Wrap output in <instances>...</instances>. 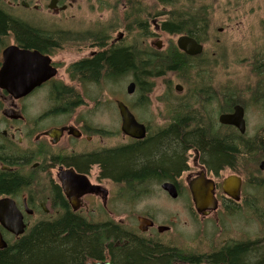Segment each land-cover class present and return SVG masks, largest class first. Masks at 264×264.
<instances>
[{
    "label": "flooded vegetation",
    "instance_id": "obj_1",
    "mask_svg": "<svg viewBox=\"0 0 264 264\" xmlns=\"http://www.w3.org/2000/svg\"><path fill=\"white\" fill-rule=\"evenodd\" d=\"M165 1L176 0H0V236L6 244L0 254L21 247L40 228H48L53 240L55 226L71 225L94 228L95 233H64L59 236L63 243L50 241L51 248H62L67 255L63 264H213L214 258L239 252L247 243L258 244L257 255L263 253V178H257L254 198H247L240 177V200L235 201L222 187L225 169L211 168L204 152L193 148L182 168L119 180V153L139 152L150 128L145 125L144 140L126 136L119 100H114L116 110L109 118L105 108L103 123L98 98L102 92H94L120 78L106 69L95 77L86 63L102 54L116 59L120 52L137 50L139 58L147 59L151 49L162 56L177 49L186 65L198 64L206 43L163 30L171 14L162 5ZM151 3L158 12L152 11ZM151 27L158 36L154 38L162 35L154 45ZM220 29L219 35L224 32ZM211 31L207 27V43L213 39ZM182 36L202 44L204 53L190 57L180 51ZM220 44L218 36L216 45ZM125 75H132L135 82L132 71ZM177 86L165 97L175 98L177 106L167 105L166 113L183 116L186 111V132L199 128L208 137L229 143V132L238 130L219 122L224 113L218 114L215 104L221 100H212L215 93L186 94L183 85L182 91ZM115 94L114 89L108 93ZM123 103L134 115L131 105ZM241 103L246 132L240 134L246 148L258 142L250 133L249 110L258 105L264 110V100L245 95ZM175 118L155 137L174 127ZM200 178L214 181L216 210H198L194 191L210 192L190 186ZM245 210H254L256 236L231 238L235 230L229 220Z\"/></svg>",
    "mask_w": 264,
    "mask_h": 264
},
{
    "label": "trees",
    "instance_id": "obj_2",
    "mask_svg": "<svg viewBox=\"0 0 264 264\" xmlns=\"http://www.w3.org/2000/svg\"><path fill=\"white\" fill-rule=\"evenodd\" d=\"M162 3L173 6L171 14L167 15V22L162 25L163 30L178 35L190 34L198 41L201 40V42L207 43L209 14L205 6L199 4L197 0H185L181 7L175 5L174 2L165 1ZM153 36H155V33L151 31V37ZM118 54L119 56L116 59L111 58V54H102L92 62L86 63V65L92 69V74L95 77L99 75L101 70L105 72V69L109 72L108 74L117 75L119 78L132 71L135 74L136 92L139 93V100L136 105L138 108L146 109L149 106V96L155 89L153 80L166 77L168 74H175L182 78L187 75H195L198 86L193 90L197 96H200V93L210 92V86L206 87L204 84H211L210 76H213V74L207 65L210 62L207 63L204 55L199 59L198 64L186 65L185 56L177 49H170L165 56H162V52L151 49L147 59L145 57L139 58L140 52L137 50L133 53L124 51ZM253 69L256 76H261L255 88V95L252 96L258 102L264 100V62L260 64L256 61ZM170 94L168 95L170 96ZM240 96L239 91L229 88L225 93L212 97L214 102H217V100L223 101V103L219 101L215 104L219 108L218 114L231 113L234 106L242 104ZM172 113L176 117L173 121L176 125L170 128L169 131L154 138H149L139 152L128 154V151H125L119 153V180L130 179L128 176H132L133 179H143L142 173H158L163 169L171 172V167L173 169L182 168L186 162L187 152L190 149L197 148L204 152L206 162L211 168L216 171L220 168L229 170L234 175L242 178L244 175L251 184H255L254 179L250 178L254 177L255 163L264 161V130L256 136V139H258L256 145L244 148L239 131H230L229 143L220 140L218 142L216 139L208 137L199 128L192 133L186 132L187 128L185 127L189 122V115L186 111L182 112L183 116L177 111ZM192 145H195V147ZM129 155L132 156V159L129 158ZM242 166H246L245 168L249 171V174H244L243 171L246 170H242ZM248 168H253L251 173ZM93 229L73 225L55 226L53 240H50L48 228H40L31 239L24 241L21 247L8 249L0 254V264H49L51 260L63 264L67 260V255L62 248H51L52 242L50 241L63 243L64 240L59 239V236L64 235V233L79 236L95 233ZM257 245L256 243H247L242 246L245 248L238 249L239 252H230L224 257L214 258L213 264H264V249L261 256L257 255L256 252L259 251Z\"/></svg>",
    "mask_w": 264,
    "mask_h": 264
},
{
    "label": "rangeland",
    "instance_id": "obj_3",
    "mask_svg": "<svg viewBox=\"0 0 264 264\" xmlns=\"http://www.w3.org/2000/svg\"><path fill=\"white\" fill-rule=\"evenodd\" d=\"M199 4L208 9L209 26L212 27L213 39L206 43L204 59L210 64H207L213 76L209 91L215 95L225 93L229 88L239 91L240 100L252 98L255 95L261 76L254 74L253 65L257 61L260 64L264 62V0H197ZM175 5L181 7L185 0H176ZM151 3L152 11L158 12V7H154ZM164 5V4H162ZM166 12L172 11L173 6H168ZM155 19L154 17L151 18ZM160 22V21H159ZM224 29L223 34L219 35L218 30ZM151 31L155 33L153 27ZM157 33V32H156ZM160 35V34H159ZM220 36L221 44L216 45L217 37ZM157 35L151 37V45L162 40ZM169 39L167 38V41ZM170 42V46H171ZM133 81L132 75H125L118 79L113 86H103L96 90L102 92L99 94L102 105V121H106L105 108H108L107 117L110 113L114 115L116 104L114 100H119L127 103L136 117L137 121L143 123L150 128L149 138H154L155 134L163 128L166 123L171 122L174 118L173 111L167 112L165 108L168 106L176 107L175 98L165 99L169 93H174L176 85H183L186 89V94L198 86L195 75H187L182 78L175 74H168L166 77L154 79L155 89L149 96V106L146 109L136 107L139 100V93L136 92L133 96L127 94V87ZM112 89L116 92L114 97H109ZM243 92V93H242ZM97 95V94H96ZM94 96V95H93ZM118 96V97H117ZM162 99V101H161ZM108 102V103H107ZM112 102V103H111ZM133 106V107H132ZM135 107V108H134ZM263 105H258L256 110H249L250 133L253 135L261 134L264 130V110ZM231 135V132L229 136ZM261 161L256 162L254 177L255 184H251L247 177L243 175L245 181V196L254 198V188L257 184V178L264 179V172L259 169ZM246 166H242V170H246ZM250 173L253 168H248ZM244 174H249V171H243ZM233 173L229 170L223 171V176L226 178ZM222 182V179H220ZM247 182V183H246ZM260 194V192L258 193ZM261 195V194H260ZM228 225L234 228L235 232L230 235L231 238L237 239L238 235H246L254 238L257 232V223L254 215V210H245L236 213L231 217ZM237 232V233H236Z\"/></svg>",
    "mask_w": 264,
    "mask_h": 264
},
{
    "label": "water",
    "instance_id": "obj_4",
    "mask_svg": "<svg viewBox=\"0 0 264 264\" xmlns=\"http://www.w3.org/2000/svg\"><path fill=\"white\" fill-rule=\"evenodd\" d=\"M222 31V29H220ZM160 42L158 47L160 48ZM178 48L180 51L184 52L186 55L190 57H197L201 56L204 53V46L198 43L195 39L182 36L178 39ZM3 76L4 71H3ZM136 83L131 82L127 87V94L134 95L136 93ZM178 91H182L183 87L178 85L176 87ZM117 106L120 112V116L122 118V132L135 140H144L147 137V130L146 126L140 124L134 115L129 111L128 107L121 101L117 102ZM219 122L222 125L232 126L235 127L239 133L245 134L246 132V123L244 120V109L237 105L234 108L233 114H224L220 117ZM260 170L264 171V161L260 163ZM243 180L237 175H231L227 177L223 181V189L226 195L230 198L234 199L235 201L240 200V190L242 187ZM164 187L172 188L173 185L171 184H164ZM192 188H199V187H206L210 190V192H202V191H194L195 203L197 204V208L200 212L204 211L206 208L216 210L217 202L212 194V191L215 187V183L209 179H196L190 183ZM173 194V193H172ZM175 195V194H173ZM214 203V207H213ZM6 248V244L2 240L0 236V249Z\"/></svg>",
    "mask_w": 264,
    "mask_h": 264
}]
</instances>
